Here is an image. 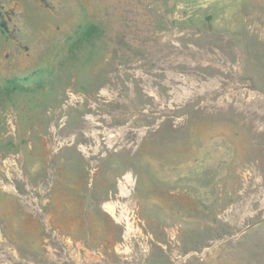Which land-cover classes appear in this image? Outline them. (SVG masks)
Here are the masks:
<instances>
[{
	"label": "rangeland",
	"instance_id": "rangeland-1",
	"mask_svg": "<svg viewBox=\"0 0 264 264\" xmlns=\"http://www.w3.org/2000/svg\"><path fill=\"white\" fill-rule=\"evenodd\" d=\"M123 1L0 0V264H264V0Z\"/></svg>",
	"mask_w": 264,
	"mask_h": 264
},
{
	"label": "bare ground",
	"instance_id": "bare-ground-1",
	"mask_svg": "<svg viewBox=\"0 0 264 264\" xmlns=\"http://www.w3.org/2000/svg\"><path fill=\"white\" fill-rule=\"evenodd\" d=\"M110 1V0H109ZM114 3H116V1H118V0H112ZM122 2H124L123 0H121ZM126 1V0H125ZM118 3V2H117ZM116 3V4H117ZM115 5V4H114ZM118 5V4H117ZM198 138V137H197ZM195 145V144H194ZM158 146V145H157ZM197 146V145H196ZM153 147V146H152ZM161 147V146H160ZM175 148V147H174ZM179 148V147H178ZM163 149V148H162ZM186 149V148H185ZM191 149V148H190ZM163 152V151H162ZM205 152V151H204ZM157 154V153H156ZM159 154V153H158ZM163 156V155H162ZM162 156H160L159 158L160 159H158V156H157V159H152L151 160V164L152 165H154V166H156V167H163L164 166V164L167 162V159H165V158H162ZM156 157V156H155ZM16 158V157H15ZM153 158V157H152ZM169 158V157H168ZM203 160V156H202V148H200V149H195V148H193V149H191V150H188V151H185L184 153H182V154H180L178 157H176V158H174V160H172V161H176V162H179V166L174 170V169H171V168H169L168 169V172H170L171 174V176L173 175V178H176L177 176V173L179 172V171H183V172H188L189 170H194V168H195V164L197 163V162H200L199 164H201V161ZM176 164V163H175ZM19 165V164H18ZM18 165H16V163H12V162H10L7 166H8V168L6 167L5 169L7 170V171H9V172H12V174L10 175V177H8V179H11V177L15 174L14 172H16V167L18 166ZM205 166H207V167H209V165H205ZM164 167H166V166H164ZM211 167V166H210ZM34 170H33V172H34V174H36L37 173V171L39 170V168L37 167V166H34V168H33ZM160 169V168H159ZM158 169V170H159ZM161 169H163V168H161ZM166 169H167V167H166ZM203 169V168H202ZM19 170V169H18ZM170 170V171H169ZM165 171V170H164ZM19 172V171H18ZM162 172V171H161ZM167 172V171H166ZM166 172H165V174H163V172H162V174L163 175H167L166 174ZM22 173V172H21ZM56 173V172H55ZM161 174V175H162ZM200 175V174H199ZM176 176V177H175ZM13 178V177H12ZM172 178V179H173ZM205 178V177H204ZM7 179V180H8ZM41 179V178H40ZM206 180H208V178L206 179ZM174 181V180H173ZM199 181V180H198ZM201 181V180H200ZM196 182V181H195ZM194 182V183H195ZM131 183V176H130V174L129 173H127V174H125L124 176H123V181H120V183H119V188H120V195L121 196H126L127 194H128V192H129V188H128V186L129 185H131L130 184ZM203 183V182H202ZM199 184V183H198ZM110 203H107V206H108V209L111 211V212H113V209H114V206H113V204H110ZM37 206V205H36ZM120 207H121V210L119 211V214L118 215H115V217L119 220V221H123V222H125L126 224H128L129 222H128V217H127V214H126V211H125V208L122 206V205H120Z\"/></svg>",
	"mask_w": 264,
	"mask_h": 264
},
{
	"label": "trees",
	"instance_id": "trees-1",
	"mask_svg": "<svg viewBox=\"0 0 264 264\" xmlns=\"http://www.w3.org/2000/svg\"><path fill=\"white\" fill-rule=\"evenodd\" d=\"M40 1H44V0H40ZM5 12L3 10V6L0 3V27L3 31H7L8 29V25H7V19L5 18Z\"/></svg>",
	"mask_w": 264,
	"mask_h": 264
}]
</instances>
